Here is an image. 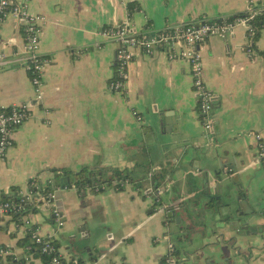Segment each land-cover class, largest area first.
I'll use <instances>...</instances> for the list:
<instances>
[{
	"label": "crops",
	"instance_id": "crops-1",
	"mask_svg": "<svg viewBox=\"0 0 264 264\" xmlns=\"http://www.w3.org/2000/svg\"><path fill=\"white\" fill-rule=\"evenodd\" d=\"M124 1L30 2L32 12L47 18L41 37V55L48 60L44 99L32 106L35 91L20 64L0 71V102L32 108L31 118L0 161V200L28 193L36 179L47 184L62 171L77 173L84 168L126 172L134 182L126 183L122 191L110 188L92 194L89 190L85 198L72 188L59 190L62 227L44 206L27 214L31 227L13 217L0 218V248L10 252L2 259L4 264H45L32 233L51 239L65 264L73 263L67 250L75 249L86 256L96 254L97 259L88 264H162L168 252L165 237L176 246L181 264H206L194 256L208 242L202 212L190 218L177 209L179 204L206 203L197 198L206 163L183 167L176 154L188 144L169 148L163 146V138L156 144L143 134L151 124L160 123L166 133L173 131L167 139L179 130L183 140L198 145L204 126L191 66L183 60L170 61L162 51L150 55L136 51L125 91L114 92L110 84L116 73L117 44L105 40L100 31L129 20L134 34L153 37L179 24L227 20L245 13L249 0ZM129 3L139 6L130 18ZM256 6L264 10V0H256ZM252 43L255 56L248 52ZM23 45V35L12 19L0 23V53L11 58L22 52ZM199 50L205 85L215 99L210 119L219 123L221 152L236 155L240 169L261 177L258 191L264 193V166L259 159V146L264 148V29L256 35L239 26L227 38L214 36L201 43ZM152 172L169 188L162 206L175 211L180 223L168 219L166 210L139 188ZM248 179V175L242 178L244 187ZM73 227H87L97 239L77 245L68 239Z\"/></svg>",
	"mask_w": 264,
	"mask_h": 264
},
{
	"label": "built area",
	"instance_id": "built-area-1",
	"mask_svg": "<svg viewBox=\"0 0 264 264\" xmlns=\"http://www.w3.org/2000/svg\"><path fill=\"white\" fill-rule=\"evenodd\" d=\"M31 0H0V23L12 19L16 29L22 33L24 38L23 50L21 53L8 58L0 53V71L20 64L29 74L30 82L35 91V100L43 102V89L46 85L44 80L45 66L48 60L41 55V37L43 27L47 18L30 9ZM124 4V0H118ZM263 11L256 6V0H249L246 16L238 17L233 21L219 19L216 21H202L191 24H179L174 27H167L153 37L136 35L131 29V22L126 20L120 24L108 26L100 31V35L107 41L117 44L115 56L116 73L110 84V89L114 92L125 91V81L128 77V68L135 59V52L141 51L148 55L155 51L165 52L170 61L183 60L190 64L193 76V88L199 99V111L206 115L202 120H207L206 128H210V116L214 107L213 94L207 89L204 79V65L199 46L201 43L214 36L226 38L233 33L236 27L243 26L249 29L251 21L255 19L258 12ZM130 18V17H129ZM248 52L255 56L256 52L253 43L249 46ZM134 116L141 121L142 116L136 111ZM32 108L27 105L6 106L0 102V161L4 160L10 148L14 145V138L17 131L31 118ZM256 139L261 140V135H256ZM259 159L264 166V148L259 146ZM152 172L149 176H153ZM38 179L30 183L28 193L18 192L14 198L0 200V218L13 217L23 221L25 226L31 227L32 221L27 218V214L35 212L39 208V202L43 196H39L34 189L40 188ZM54 198V195H50ZM171 210L169 209L168 212ZM54 220L59 227L64 226L63 217L59 209L54 206L52 209ZM33 239L40 251L45 253L56 252L55 245L51 239H46L32 233ZM163 241L167 243L168 252L162 264H181L177 257L176 246L170 242V238L165 237ZM9 251L0 248V264ZM51 264H65L58 254Z\"/></svg>",
	"mask_w": 264,
	"mask_h": 264
},
{
	"label": "water",
	"instance_id": "water-1",
	"mask_svg": "<svg viewBox=\"0 0 264 264\" xmlns=\"http://www.w3.org/2000/svg\"><path fill=\"white\" fill-rule=\"evenodd\" d=\"M39 104L37 101L32 102V106ZM205 116L202 114L201 118ZM209 121L210 128H206L207 120H203L204 128L198 133V145L194 142L190 145L189 141L183 140L179 130L172 139H167V134L173 131L166 133L160 127V123L151 124L143 131V134L145 138L148 136L153 138L156 144L163 138V146L169 148L188 144V146L180 147V151L176 154V161L180 162L183 167L195 165L200 161L206 163L205 170L200 172L203 182L202 192L197 197L206 199V203L203 206L199 204L198 207H192L191 203L179 204L177 208L182 209L190 218L195 217L201 211L206 221L207 232L204 240L208 242L194 252L198 261L206 264H250L252 262L264 264V193L258 191L261 177L257 174H249L248 168L240 169L241 161L236 155L227 157L222 154L221 130L216 129L219 123L214 120ZM200 138L203 144H200ZM245 175L249 176L247 187H244L242 183ZM61 176L62 174L58 173L47 184H41L40 188L34 189L39 196H43V199L38 201V209L44 206L53 220L55 218L52 213L54 206L59 209L62 217L64 215L63 200L59 199L57 192L68 188L61 181ZM101 185L100 175L92 178L82 190L75 186L72 189L80 192L85 198L89 190L95 194ZM139 188L157 205H160V209H167L162 205L163 196L169 193V188L166 184H160L158 175L154 174L152 177L148 175L142 179ZM48 189L49 192H46ZM49 194L55 197L51 198ZM166 214L168 219L175 220L177 223L182 220L181 217L175 218V211L171 210ZM212 237H215L214 241L210 240ZM68 239L77 241L78 245L80 241L97 238L87 227H73ZM77 245L75 244V247ZM75 250H67L73 264H88L97 259L96 254L89 250L87 256Z\"/></svg>",
	"mask_w": 264,
	"mask_h": 264
},
{
	"label": "trees",
	"instance_id": "trees-1",
	"mask_svg": "<svg viewBox=\"0 0 264 264\" xmlns=\"http://www.w3.org/2000/svg\"><path fill=\"white\" fill-rule=\"evenodd\" d=\"M137 9H139L138 4L136 3L127 4V12H128L129 17H131L133 12L137 11ZM244 16H246V13L238 14L234 17L228 18L227 20L233 21L234 19L238 17H244ZM263 29H264V10L258 12L255 19L251 21L250 26H249V32L256 33V35H258ZM60 173L62 174L61 181L68 189H71L75 186L78 189L82 190L88 185L89 181L92 178H97L100 175L102 178V185L98 189V191H105L110 188H115L116 190L122 191L124 190V185L126 183L134 182V179L130 174L128 173L126 174V172H122L118 170L105 171V170H92L90 168H84L77 173H72L69 171H62ZM159 180H160V184H162V178H159ZM46 192H49V189L46 190ZM6 199L9 200L10 198H6ZM55 249H56V252L51 253V254L50 253L43 254L40 251V249L38 250L45 264H51L53 258L56 255H58L57 248L55 247Z\"/></svg>",
	"mask_w": 264,
	"mask_h": 264
},
{
	"label": "flooded vegetation",
	"instance_id": "flooded-vegetation-1",
	"mask_svg": "<svg viewBox=\"0 0 264 264\" xmlns=\"http://www.w3.org/2000/svg\"><path fill=\"white\" fill-rule=\"evenodd\" d=\"M168 210H169V209L167 208V209H166V213H168Z\"/></svg>",
	"mask_w": 264,
	"mask_h": 264
}]
</instances>
